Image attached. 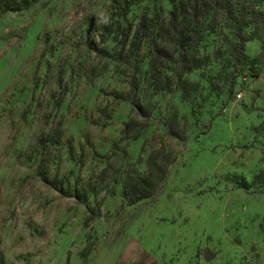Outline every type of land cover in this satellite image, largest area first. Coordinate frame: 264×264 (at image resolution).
Returning <instances> with one entry per match:
<instances>
[{"label":"rangeland","instance_id":"rangeland-1","mask_svg":"<svg viewBox=\"0 0 264 264\" xmlns=\"http://www.w3.org/2000/svg\"><path fill=\"white\" fill-rule=\"evenodd\" d=\"M171 9L0 0V264H264L261 42L219 16L183 52Z\"/></svg>","mask_w":264,"mask_h":264},{"label":"trees","instance_id":"trees-1","mask_svg":"<svg viewBox=\"0 0 264 264\" xmlns=\"http://www.w3.org/2000/svg\"><path fill=\"white\" fill-rule=\"evenodd\" d=\"M168 2L172 9L168 13L165 26L173 30L177 37L176 44L183 52H188L190 49L189 34H197L208 19L215 20L221 16L234 27L237 43L233 48V55L239 57L244 53L247 40L242 30L252 26L254 35L261 42L264 58V0H168ZM147 31V28L144 31L137 28L125 32L126 42H130L129 48L138 51L146 39ZM155 174L156 176L150 170L145 174L135 170L126 175L123 195L128 205L134 206L153 197L157 189V181L160 177L162 179L163 171L158 170Z\"/></svg>","mask_w":264,"mask_h":264},{"label":"built area","instance_id":"built-area-1","mask_svg":"<svg viewBox=\"0 0 264 264\" xmlns=\"http://www.w3.org/2000/svg\"><path fill=\"white\" fill-rule=\"evenodd\" d=\"M239 97V96H238Z\"/></svg>","mask_w":264,"mask_h":264}]
</instances>
